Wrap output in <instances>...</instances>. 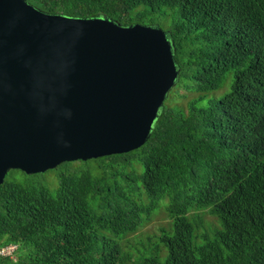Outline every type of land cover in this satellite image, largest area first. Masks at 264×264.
Instances as JSON below:
<instances>
[{"label": "trees", "instance_id": "1", "mask_svg": "<svg viewBox=\"0 0 264 264\" xmlns=\"http://www.w3.org/2000/svg\"><path fill=\"white\" fill-rule=\"evenodd\" d=\"M28 1L126 26L169 9L181 70L147 142L95 158L129 172L66 176L55 193L5 178L0 264H264V0ZM142 189L170 196L172 230L124 242L155 206ZM192 210L219 227L196 235Z\"/></svg>", "mask_w": 264, "mask_h": 264}, {"label": "water", "instance_id": "2", "mask_svg": "<svg viewBox=\"0 0 264 264\" xmlns=\"http://www.w3.org/2000/svg\"><path fill=\"white\" fill-rule=\"evenodd\" d=\"M176 52L158 25L0 0V186L11 170L143 146L179 80Z\"/></svg>", "mask_w": 264, "mask_h": 264}, {"label": "rangeland", "instance_id": "3", "mask_svg": "<svg viewBox=\"0 0 264 264\" xmlns=\"http://www.w3.org/2000/svg\"><path fill=\"white\" fill-rule=\"evenodd\" d=\"M168 10L169 9H165V13H163L161 17L159 16L160 19L157 23V25L166 32H170L173 27V17L168 12ZM172 94L173 93H170V96ZM213 97L215 98V96ZM168 102L169 99L167 98L165 103L168 104ZM110 165L111 164L108 165L107 162H103L100 159H90L89 161L78 160L60 164L56 168L49 169L38 174H26L19 170H11L7 174L6 179L23 183L25 185L36 186L40 189H47L52 193H55L59 189L63 178L66 176L81 174L84 172H90L94 176H99L104 172L112 173L115 170V167H117L116 170L126 169L128 172L131 170L130 167L123 168V164L115 166L114 168ZM140 170H143L142 165L140 166ZM142 200L147 205L155 204L153 210L151 211L152 214L149 217L148 213L144 214L143 220H145V222L139 226L135 233L127 234L123 240L124 242L129 241L131 243H135V241L138 242L140 239L143 241L150 239L151 242L156 243L162 228H167L169 232L172 230L173 220L170 218L168 210L166 209V207L169 206L170 196L160 195L153 197L150 196L146 190L142 189ZM190 218L191 220L193 218L196 220V222H198L196 227V235L203 233L204 228L211 227L210 224L214 228L219 227L217 219L208 210H192L190 213ZM200 218L202 219V222H200ZM192 222L194 223L193 220ZM161 251L164 253L165 248H162ZM136 258L137 256H132L133 260Z\"/></svg>", "mask_w": 264, "mask_h": 264}, {"label": "clouds", "instance_id": "4", "mask_svg": "<svg viewBox=\"0 0 264 264\" xmlns=\"http://www.w3.org/2000/svg\"><path fill=\"white\" fill-rule=\"evenodd\" d=\"M148 25V24H147ZM170 94V93H169ZM15 247L11 246L9 248H4L3 250H1V252H4V253H9L11 252Z\"/></svg>", "mask_w": 264, "mask_h": 264}]
</instances>
